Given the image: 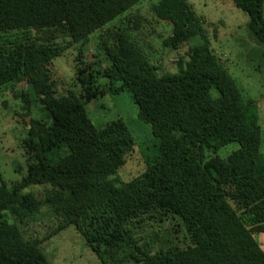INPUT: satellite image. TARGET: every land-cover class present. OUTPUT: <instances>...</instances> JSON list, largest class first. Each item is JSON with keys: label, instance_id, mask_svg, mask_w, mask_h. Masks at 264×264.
<instances>
[{"label": "trees", "instance_id": "obj_1", "mask_svg": "<svg viewBox=\"0 0 264 264\" xmlns=\"http://www.w3.org/2000/svg\"><path fill=\"white\" fill-rule=\"evenodd\" d=\"M142 1L0 0V88L24 79L41 115L31 119L24 140L34 163L20 181L9 187L0 182V264H49L39 239L24 238L8 222L33 218L43 207L63 219L54 234L74 225L102 264H264L254 239L264 234L257 110L242 101L226 73L212 74L217 58L185 0H160L154 7L172 27L165 48L202 40L188 49L187 61H178L176 73L159 76L125 33L105 47L103 76L118 84L115 92L130 94L155 138L141 175L127 183L112 179L133 141L121 121L101 128L90 122L85 103L99 95L94 77L78 78L82 97L69 90L57 95L53 60ZM231 1L247 14L248 32L264 47V0ZM31 32L44 37L34 39ZM230 146L225 158L218 155ZM39 180L63 199L23 194ZM145 216L177 218L190 245L145 252L129 234Z\"/></svg>", "mask_w": 264, "mask_h": 264}, {"label": "rangeland", "instance_id": "obj_2", "mask_svg": "<svg viewBox=\"0 0 264 264\" xmlns=\"http://www.w3.org/2000/svg\"><path fill=\"white\" fill-rule=\"evenodd\" d=\"M185 1L194 12L206 34L209 48L217 58L218 65L212 74L219 77L221 73H226L238 89L242 101L256 107L261 129L259 151L264 158V47L248 32L247 14L237 9L231 0ZM159 2L143 0L94 32L86 41L69 46L52 62L58 96L69 90L82 97L84 89L78 78L86 81L88 76L94 77L93 86L98 88L99 95L85 103L90 122L95 128L114 121H121L126 126L133 148L123 157V165L112 178L122 183L145 171L144 154L148 153L155 138L150 125L139 120L137 106L130 94L124 90L115 92L118 84H110L103 76L109 67L105 47H113L117 43V35L127 34L137 42L161 76L176 73L178 61H187L188 49L202 43L201 38L196 37L177 50L165 48L162 41L171 35L172 27L156 16L154 7ZM31 36L34 39L44 37L35 32H31ZM38 102L24 79L0 88V182L3 181L7 187L20 181L26 174L27 166L34 163L24 140L29 135L31 119H41ZM232 150V146L227 147L218 155L225 158ZM23 194L35 196L37 200L63 199L57 189L41 180L25 189ZM8 222L16 225L24 238L39 239V249L49 264H102L74 225L54 234L63 219L48 207H43L33 218L27 217L21 223L12 219ZM129 234L138 247L152 254L169 248L185 249L190 245L177 218L145 216L138 224L129 226ZM254 239L264 251V234H257Z\"/></svg>", "mask_w": 264, "mask_h": 264}, {"label": "water", "instance_id": "obj_3", "mask_svg": "<svg viewBox=\"0 0 264 264\" xmlns=\"http://www.w3.org/2000/svg\"><path fill=\"white\" fill-rule=\"evenodd\" d=\"M26 121H28V119Z\"/></svg>", "mask_w": 264, "mask_h": 264}]
</instances>
